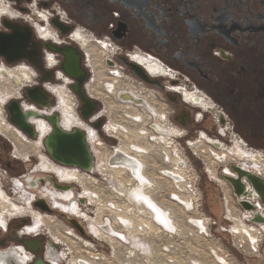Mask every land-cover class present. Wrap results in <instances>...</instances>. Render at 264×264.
<instances>
[{
    "label": "flooded vegetation",
    "instance_id": "obj_1",
    "mask_svg": "<svg viewBox=\"0 0 264 264\" xmlns=\"http://www.w3.org/2000/svg\"><path fill=\"white\" fill-rule=\"evenodd\" d=\"M44 16L50 17L46 27L40 24ZM4 19L35 21L40 40L62 48L75 47L84 72L82 89L96 110L89 120L82 118V102L72 91L77 83L60 69L63 56L44 49V64L52 72L46 83L26 62L9 64L0 59V264H63L58 230L50 225V219L65 227L69 237H78L77 230L101 240L95 229L111 239L117 237L112 227L98 223L90 226L88 233L80 222L67 216L91 220L71 197L95 204L92 190L85 184L97 182L91 174L50 158L45 140L52 125L45 118L32 119L36 136L30 137L11 123L9 108L14 101L26 111L35 107L26 98L28 89L44 85L56 99L54 103L52 98L51 108H37L44 117L57 114L64 131L82 129L87 133L97 159L95 173L109 175L103 174L106 168L101 170L98 164L95 139L100 137L92 127L101 130L116 97L131 105L128 107L151 112L146 94L154 97L152 93H156L171 125L201 137L198 142L212 148L213 160L228 163L225 175L207 168L210 178L224 190L227 215L225 189L233 206L238 204L231 184L224 179L237 177L232 166L264 177L255 168L264 163V0H0V32L9 33ZM136 70L149 82L140 79ZM2 81L6 90H1ZM157 120L159 125L152 127L156 133V128L167 127ZM106 127L103 131L114 138L111 131L115 127L109 132ZM163 131L157 134L172 133ZM194 150L201 158L197 147ZM50 174L60 183L51 185L50 179H56ZM248 201L264 217L260 200ZM248 214L253 219L255 212ZM54 215L74 223L66 227ZM125 222L132 224L123 220L124 226Z\"/></svg>",
    "mask_w": 264,
    "mask_h": 264
},
{
    "label": "rangeland",
    "instance_id": "obj_2",
    "mask_svg": "<svg viewBox=\"0 0 264 264\" xmlns=\"http://www.w3.org/2000/svg\"><path fill=\"white\" fill-rule=\"evenodd\" d=\"M152 94L154 97L146 94L151 112L128 107L131 105L116 97L112 112L106 111L101 130L92 127L100 137L95 139L98 164L100 169L106 168L104 173L109 175L94 172L91 175L97 183L85 184L92 190L94 197L91 201L95 204L89 205L86 201V205L79 209L91 220L71 214L67 216L80 222L88 233L90 226L98 223L112 227L120 236L115 237L112 244L76 230L78 237L73 238L65 234L68 231L65 227L50 219V225L58 230L63 264H79L82 260L89 264H263L264 227L255 225L250 214L236 203L234 206L241 220L239 217L234 218V222L229 220L224 190L207 173L208 168L218 169L219 174H223L228 163H216L210 155L212 148L198 142L201 137L187 135L185 129L171 125L166 107L158 101L156 93ZM157 118L166 123L164 129L172 133L162 137L154 133L151 126L159 125ZM105 126L107 131L115 127V132L111 131L114 138L103 131ZM233 146H229V150L232 151ZM196 147L201 158L194 153ZM117 151L144 162L142 180L123 168L108 164ZM95 163L97 165L96 157ZM179 164L183 166L178 167ZM255 168L264 174V163ZM113 170H117V174ZM167 172L178 174L179 179L169 177ZM50 177L55 178L52 174ZM58 181L50 179L51 185L60 183ZM138 193L153 201L164 217L154 215L147 203L137 200ZM71 199L78 205L79 196ZM53 217L66 227L71 226L66 219L63 221L58 215ZM119 218L132 224L124 226ZM240 228L248 230L252 238L244 230L238 234ZM77 246L81 249L77 250Z\"/></svg>",
    "mask_w": 264,
    "mask_h": 264
},
{
    "label": "water",
    "instance_id": "obj_3",
    "mask_svg": "<svg viewBox=\"0 0 264 264\" xmlns=\"http://www.w3.org/2000/svg\"><path fill=\"white\" fill-rule=\"evenodd\" d=\"M3 21L9 33L0 32V59H4L9 64L26 62L42 76V83H46L49 82L48 75L52 72L46 69L44 64V49L63 56L64 61L60 69L72 82L77 83L72 86V91L82 102V118L89 120L95 113L96 104L82 89L84 72L81 68V57L78 50L75 47L62 48L54 43L40 40L30 23H15L8 19H4ZM52 24L60 29L63 35L67 34V31L58 22L52 21ZM136 74L140 79L149 82L146 76L140 71L136 70ZM26 98L35 107L27 109L26 111L17 101H14L12 107L9 108L13 126L22 130L30 137H35L34 127L31 124L32 119L45 118L53 127L51 135L45 140V148L50 158L62 166L73 167L84 173H93L95 157L86 133L81 129H75L73 132L63 131L60 128V119L57 114L44 117L37 110V108L52 107V97L45 86L28 89L26 91ZM183 125L186 124L183 123ZM96 128L99 129L98 126ZM256 180L264 182L260 179Z\"/></svg>",
    "mask_w": 264,
    "mask_h": 264
},
{
    "label": "bare ground",
    "instance_id": "obj_4",
    "mask_svg": "<svg viewBox=\"0 0 264 264\" xmlns=\"http://www.w3.org/2000/svg\"><path fill=\"white\" fill-rule=\"evenodd\" d=\"M17 84L20 85L19 82H17ZM6 89H7L6 83H5V81H2L1 82V90H6ZM33 119H39V118H33ZM60 128L62 129L61 125H60ZM112 131L115 132L114 130H112ZM156 131H157V133H160V132L164 133V131L163 130H160L159 128H156ZM86 135H87V133H86ZM88 139H89V137H88ZM89 145H90V143H89ZM217 161H219V163L220 162L222 163L223 162V159H218ZM217 161H216V163H217ZM110 163H111L110 164L111 167H113V166H120V167H122V168H124L126 170L131 171V173L133 174V176L136 179H142L141 173L145 170V166L142 165L137 160L136 157H132V156L126 154L125 152H122L121 151V152H118V154L115 155V157L110 161ZM182 166H183V164H180V167H182ZM103 169L104 168H101V170H103ZM232 169L236 173V176L237 177L236 178L224 177V179L228 183L231 184L232 189H233V194H234V196L236 198V201H237L238 205H240L241 207H243L246 210L247 213H249V212H255L254 218L252 219L253 222H254V224L257 225V226L264 227V217L262 216V214L260 213V211L258 209H256L254 207V205L250 204L249 201H248V199H259L260 202H261V204H262V207L264 209V182L257 181L256 180V179H260V180H263L264 181V178L258 177L257 175L253 174L252 172L245 171L242 168L240 169L238 167L232 166ZM113 172H114V174H117L118 171L117 170H113ZM102 173L104 174V171ZM87 174H90V173H87ZM166 175H168L169 177H172L175 180H178L179 179L178 174H175V173H172V172H167ZM245 182H247V184L250 186V189H248V185ZM225 192L228 195V199H229V201H228L229 202L228 203V216L230 218H237V217H239V215H237L238 214V211L233 206V204L231 202V199L229 198L228 189H225ZM136 198H137V200L141 201L142 203L143 202L144 203H147L149 205V207H151V209L154 211V215H156L158 217H164V215L157 208V206L155 205V203L153 201H149V199H148L147 196L145 198L144 194L138 193ZM68 222H70L71 224L74 223V222H72V220H68ZM52 224H54V221H52ZM125 225H126V222H125ZM240 230H244L245 233H246V235H248L249 237L252 238V236H251L250 232H248V230H245L243 228H240L237 231L238 234H239ZM112 232L117 237L120 236V234L114 233V231H112ZM112 232L110 231V234ZM99 233H101V232H98V231L97 232H94V234L97 237H100L102 240H104L106 242H110V243L113 244V241H114L113 239L109 238L108 236L103 237ZM76 249L77 250H80L81 248H80V246H77ZM79 264H89V263L87 261H83L82 260V261L79 262ZM263 264H264V262H263Z\"/></svg>",
    "mask_w": 264,
    "mask_h": 264
},
{
    "label": "built area",
    "instance_id": "obj_5",
    "mask_svg": "<svg viewBox=\"0 0 264 264\" xmlns=\"http://www.w3.org/2000/svg\"><path fill=\"white\" fill-rule=\"evenodd\" d=\"M49 21H50V17L49 16H44V19H43V23H40L41 25H43V27H46L47 25H49ZM36 23L37 22H35V21H32L31 20V22H30V24L32 25V27L34 28V30H35V32H36V34H37V31H36V29H35V25H36ZM39 23V22H38ZM153 126H151V129L154 131V133H156L155 132V130L152 128ZM91 147V146H90ZM91 150H92V147H91ZM92 152H93V150H92ZM93 154H94V152H93ZM187 165V164H186ZM95 166H96V163H95ZM95 166H94V171H95ZM188 166V165H187ZM178 167H180V164L178 165ZM90 174H94V172L93 173H90ZM80 199H78L77 201H78V205H76L77 206V208H79L80 206L81 207H83V206H85L86 205V201H87V199L85 198V199H81V197H79ZM88 202V201H87ZM80 204V205H79ZM81 212V211H80ZM85 214V213H84ZM86 219V218H85Z\"/></svg>",
    "mask_w": 264,
    "mask_h": 264
}]
</instances>
